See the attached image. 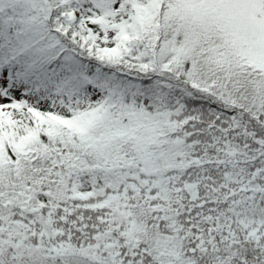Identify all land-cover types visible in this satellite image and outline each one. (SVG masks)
Masks as SVG:
<instances>
[{
  "label": "snow or ice",
  "instance_id": "1",
  "mask_svg": "<svg viewBox=\"0 0 264 264\" xmlns=\"http://www.w3.org/2000/svg\"><path fill=\"white\" fill-rule=\"evenodd\" d=\"M0 264H264V0H0Z\"/></svg>",
  "mask_w": 264,
  "mask_h": 264
}]
</instances>
